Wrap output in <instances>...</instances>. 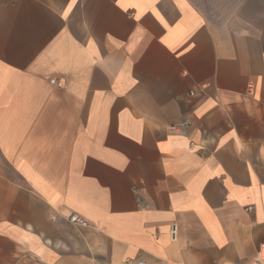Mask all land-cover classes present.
Here are the masks:
<instances>
[{
	"label": "crops",
	"instance_id": "0c3cea01",
	"mask_svg": "<svg viewBox=\"0 0 264 264\" xmlns=\"http://www.w3.org/2000/svg\"><path fill=\"white\" fill-rule=\"evenodd\" d=\"M263 250L264 0H0V264Z\"/></svg>",
	"mask_w": 264,
	"mask_h": 264
},
{
	"label": "built area",
	"instance_id": "2783aa9c",
	"mask_svg": "<svg viewBox=\"0 0 264 264\" xmlns=\"http://www.w3.org/2000/svg\"><path fill=\"white\" fill-rule=\"evenodd\" d=\"M51 82L54 83L55 80H51ZM64 216L67 218V220H69L72 223H76V224H80V225L86 224V221L80 215H78L75 212H69V213L65 214ZM51 218H55V216L52 215ZM262 256L264 257V250L262 252ZM127 262H129V260H127ZM138 264H144V263L140 261Z\"/></svg>",
	"mask_w": 264,
	"mask_h": 264
}]
</instances>
